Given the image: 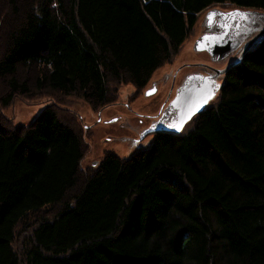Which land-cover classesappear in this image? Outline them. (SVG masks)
I'll use <instances>...</instances> for the list:
<instances>
[{"label": "trees", "instance_id": "obj_1", "mask_svg": "<svg viewBox=\"0 0 264 264\" xmlns=\"http://www.w3.org/2000/svg\"><path fill=\"white\" fill-rule=\"evenodd\" d=\"M0 1L3 107L38 91L103 106L111 82L147 84L209 6L264 12V0ZM54 111L0 124V264H264V44L181 133L84 174Z\"/></svg>", "mask_w": 264, "mask_h": 264}, {"label": "rangeland", "instance_id": "obj_2", "mask_svg": "<svg viewBox=\"0 0 264 264\" xmlns=\"http://www.w3.org/2000/svg\"><path fill=\"white\" fill-rule=\"evenodd\" d=\"M0 7L7 8L3 1H0ZM210 7L236 8L226 3ZM205 12L206 9L198 13L195 25L189 30L177 53L171 56L170 61L155 69L143 88L129 82H111V100L97 107L76 94L62 96L59 93L38 91L29 96H15L9 105L3 107L0 104V124L7 129L25 126L43 108L52 107L59 119L71 127L81 141V174L86 173L87 167L92 166L94 161L101 160L107 153L125 158L140 149L148 148L153 141L154 131L178 133L181 130L177 129L173 120L178 108L171 110L169 107L189 71L198 72L202 76L210 73L206 67L223 68L236 54L234 50L228 51L224 60L215 62L209 58L208 53L197 50L199 42L202 41L198 36L202 32ZM261 25L264 26V21L259 23ZM196 63L201 64L199 66ZM221 77L222 75L219 76V81ZM216 85V89L221 86L218 83ZM152 87L156 88L155 92L145 94ZM55 208L46 207L39 215L48 210L54 211ZM24 231L22 224H18L13 239L16 248L21 246Z\"/></svg>", "mask_w": 264, "mask_h": 264}, {"label": "flooded vegetation", "instance_id": "obj_3", "mask_svg": "<svg viewBox=\"0 0 264 264\" xmlns=\"http://www.w3.org/2000/svg\"><path fill=\"white\" fill-rule=\"evenodd\" d=\"M218 5V4H216ZM219 6V5H218ZM234 10H239L242 13H246V17H241L238 15L234 16H225L221 15L224 13H233ZM206 15L203 17L202 23V32L198 37L201 38V42L198 45L200 51H205L209 54V58L215 62H220L225 59V54L228 51L234 50L236 52L234 58L231 60L229 64L234 62L236 59L238 63L229 66L222 75V79H219V74H215L217 70L224 69L221 68H212L211 66L206 67L210 70V73L203 74L199 76L198 72L189 71L188 76L182 81L180 88L178 91H182V89L188 86H200V85H211L213 88H217L216 83L221 86L226 85V79L228 74L236 69V66L241 65L244 58L249 55L251 52L255 51L258 46L264 44V33L260 34L257 37V34L264 30V26H259L261 21H264V16L261 15L258 10H251L247 8H206ZM209 13L215 14L211 19L209 18ZM227 25V27H221L222 25ZM208 37V39H205ZM252 40L249 48L245 50L249 41ZM253 47V48H252ZM200 66L201 63H196ZM195 65V64H194ZM212 72V73H211ZM207 83V84H206ZM146 86V84L144 85ZM143 86V87H144ZM220 86V87H221ZM141 87V88H143ZM155 92V87H152ZM221 90V88H220ZM216 91V89H213ZM218 91V90H217ZM150 90H147L145 94H150ZM179 93V92H177ZM176 93V94H177ZM176 94L174 96H176ZM174 98V97H173ZM172 98V99H173ZM172 109H177V107H173L171 103L170 107ZM178 111V110H177Z\"/></svg>", "mask_w": 264, "mask_h": 264}, {"label": "water", "instance_id": "obj_4", "mask_svg": "<svg viewBox=\"0 0 264 264\" xmlns=\"http://www.w3.org/2000/svg\"><path fill=\"white\" fill-rule=\"evenodd\" d=\"M262 33H264V30L258 33L257 37ZM251 43L252 40L249 41V44L247 45L244 51H246L249 48ZM236 63H238V61H236L231 65H234ZM228 67L229 66H227V68ZM224 71L225 69L219 70L216 73H223ZM153 92L154 90H151V92L149 93L151 94ZM209 94H211V98H212L214 93H213V88L208 84L206 86L205 85L188 86L184 88L179 94H177L178 96L173 100L172 104L179 108L178 116L176 119L178 127H181L188 119H190L192 115L202 110L204 105L209 100L207 99Z\"/></svg>", "mask_w": 264, "mask_h": 264}, {"label": "snow or ice", "instance_id": "obj_5", "mask_svg": "<svg viewBox=\"0 0 264 264\" xmlns=\"http://www.w3.org/2000/svg\"><path fill=\"white\" fill-rule=\"evenodd\" d=\"M215 14L213 13H209V18L211 19ZM221 15H225V16H234V15H238V16H241V17H246L247 14L246 13H242L240 12L239 10H234L233 13H224V14H221ZM221 27H227V25H222ZM205 39H208V37H205ZM207 99H211V94L208 95Z\"/></svg>", "mask_w": 264, "mask_h": 264}, {"label": "bare ground", "instance_id": "obj_6", "mask_svg": "<svg viewBox=\"0 0 264 264\" xmlns=\"http://www.w3.org/2000/svg\"><path fill=\"white\" fill-rule=\"evenodd\" d=\"M247 9L255 10V9H253V8H247Z\"/></svg>", "mask_w": 264, "mask_h": 264}]
</instances>
